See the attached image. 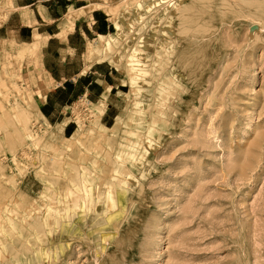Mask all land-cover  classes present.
I'll use <instances>...</instances> for the list:
<instances>
[{
	"label": "rangeland",
	"instance_id": "rangeland-1",
	"mask_svg": "<svg viewBox=\"0 0 264 264\" xmlns=\"http://www.w3.org/2000/svg\"><path fill=\"white\" fill-rule=\"evenodd\" d=\"M96 1L87 60L124 91L106 126L82 94L65 136L28 84L46 39L0 34V264H264V0Z\"/></svg>",
	"mask_w": 264,
	"mask_h": 264
},
{
	"label": "crops",
	"instance_id": "crops-1",
	"mask_svg": "<svg viewBox=\"0 0 264 264\" xmlns=\"http://www.w3.org/2000/svg\"><path fill=\"white\" fill-rule=\"evenodd\" d=\"M103 4L96 0H14L13 11L0 26L1 35L11 31L20 42H31L35 34L46 39L40 59L46 74L40 81L33 71L28 84L37 110L52 124H63L65 136L75 131L62 113L82 94L96 102L105 99L103 125L114 121L119 113L120 93L124 91L120 88L123 79L117 67L99 60L89 65L87 60L89 43L112 33L108 13L101 7L93 8ZM26 11H32L31 15L24 16ZM66 19L70 20L71 28L63 33L60 24Z\"/></svg>",
	"mask_w": 264,
	"mask_h": 264
},
{
	"label": "bare ground",
	"instance_id": "bare-ground-1",
	"mask_svg": "<svg viewBox=\"0 0 264 264\" xmlns=\"http://www.w3.org/2000/svg\"><path fill=\"white\" fill-rule=\"evenodd\" d=\"M26 13V14H25ZM24 14V16H27L29 13H30V15H31V13H32V11H26ZM60 27H61V29L63 30V31H66L69 27H71V22H70V20L69 19H66V20H64V21H62L61 22V24H60ZM70 29V28H69ZM13 35V34H12ZM31 43H32V47H34L36 50H40L39 49V43H38V38L35 36L34 38H33V40L31 41ZM16 48V47H15ZM30 48V47H29ZM17 49V48H16ZM93 49V48H92ZM27 51V50H26ZM29 51V50H28ZM26 53H18V56H27V55H25ZM63 127L64 126H60L59 127V129H60V131H62L63 130ZM121 167V166H120ZM124 168V167H123ZM121 170V169H120ZM127 170V169H126ZM131 174H132V172H130ZM113 176H114V178H117V179H119L120 181H122V179L121 178H119V176H118V174L117 173H113L112 174ZM131 176V175H130ZM117 181V180H116ZM88 188V187H87ZM87 191H89L88 189H86ZM74 195H76V193L74 194ZM76 197V196H75ZM82 204V203H81ZM87 209L90 211V209H92L93 208V210H94V206H95V204H94V201L93 200H89L88 202H87ZM75 207H77V208H79V205L77 204V203H75ZM84 207V206H83ZM92 210V211H93ZM95 214H96V212H95ZM63 216V215H62ZM91 219V218H90ZM90 221V220H89ZM92 221V220H91ZM79 222H81V221H79V220H77V223H79ZM93 222V221H92ZM76 223V224H77ZM89 226V225H88ZM92 226V225H91ZM60 228V230L62 231V227H59ZM75 228H77V227H75ZM88 228V227H87ZM94 231V230H93ZM93 231H90L91 233L93 232ZM87 233H89V230H88V232ZM22 236V235H21Z\"/></svg>",
	"mask_w": 264,
	"mask_h": 264
}]
</instances>
